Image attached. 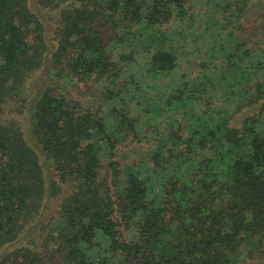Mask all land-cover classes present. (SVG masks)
<instances>
[{
  "label": "trees",
  "instance_id": "trees-1",
  "mask_svg": "<svg viewBox=\"0 0 264 264\" xmlns=\"http://www.w3.org/2000/svg\"><path fill=\"white\" fill-rule=\"evenodd\" d=\"M252 1L0 0V264L264 263V0L259 43L237 32ZM205 33L183 69L176 48ZM91 78L106 110L67 89ZM142 130L136 168L118 150Z\"/></svg>",
  "mask_w": 264,
  "mask_h": 264
},
{
  "label": "rangeland",
  "instance_id": "rangeland-1",
  "mask_svg": "<svg viewBox=\"0 0 264 264\" xmlns=\"http://www.w3.org/2000/svg\"><path fill=\"white\" fill-rule=\"evenodd\" d=\"M57 2L59 0H56ZM102 1V0H101ZM55 4V3H54ZM251 8L248 10L249 12L246 13V15L243 16V18L239 19L238 21L242 23V28L238 29L237 32L239 33V36L244 39V41L248 44L249 47H254L256 46L260 41V36L261 33L259 32V30L255 27L254 22L257 20V9H258V0H253L251 2ZM36 8L37 5L35 6ZM43 8V7H42ZM196 13L198 12L199 14H203L201 15L203 17V25L201 28H205L206 27V18L213 16V10L211 9L209 12H205V8H198L196 7ZM59 9L58 8H54L52 6L46 7L44 9H42V15L44 16L43 18V22L46 24V39L48 41L49 47H54V43H53V39L51 38L50 35V31H55V28L57 26V18H58V12ZM209 13V16H207V14ZM219 17V21H222V15H217V17ZM210 21V19H209ZM257 22V21H256ZM225 24V22H222L219 25H216L217 27H221ZM103 30H106L105 28ZM236 29H234L235 31ZM109 34V38H112L113 34H115V32H110L108 30H106ZM208 33H205L203 35V37H201V40L198 41L197 43H193V46L188 45L187 48L185 49H177V54H179L180 56V61H181V65L183 69H188L189 64H193L194 62H201V56L204 57V52L208 53L211 52V48L213 46V42L211 39L208 38ZM234 38V37H233ZM236 39H238L237 37H235ZM239 40V39H238ZM195 45V46H194ZM169 48H172L171 44H168ZM211 49V50H210ZM120 51V50H118ZM191 53V54H190ZM200 54L201 56L199 57L200 59L197 61L196 59L194 60V54ZM48 70H49V57H47L45 59V62L43 63L42 68L40 69V71L35 74L33 76V79L31 80L30 84L31 87L33 88L34 93H36L37 91L42 90V88L46 87L49 84L50 81V77L48 75ZM189 71V70H187ZM197 74H199V71L197 72ZM115 81V77L111 76V87H114V84L112 83V81ZM74 84H68L67 85V89L69 90V93L76 98L77 100H79L82 104H84L86 107H92L93 110H97L100 109L101 111L106 110V104L105 102L107 101L103 96L101 95V92L105 91L108 87L107 83L103 84V82H98L97 80H95L94 78H91L88 80V83L83 82V81H78L77 79H74ZM171 82V81H170ZM101 84H103L104 86H102ZM109 84V82H108ZM86 86V87H85ZM84 88V89H83ZM87 90L89 91V94L87 95ZM33 93V94H34ZM135 116H138V113L135 114ZM140 119V117H139ZM141 136H142V140H137L134 138L133 135L129 136L128 139L123 140V143L121 145H119V153H118V158L125 163L126 160L131 163V166H134L136 168H138L142 163H143V157L145 156V150L147 149V142L148 141H143V130L141 132ZM152 146H154L153 143H150ZM144 145V146H143ZM126 159V160H125ZM122 163V164H123ZM125 167H127V165H124L122 167L123 174H127V168L125 169ZM51 170V168H50ZM46 211V210H45ZM46 220L50 219V217L52 216V214H46ZM44 216V217H45ZM127 234V233H126ZM30 243H31V237H29L27 239ZM235 261V260H234ZM264 264V263H262Z\"/></svg>",
  "mask_w": 264,
  "mask_h": 264
}]
</instances>
